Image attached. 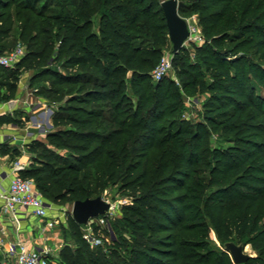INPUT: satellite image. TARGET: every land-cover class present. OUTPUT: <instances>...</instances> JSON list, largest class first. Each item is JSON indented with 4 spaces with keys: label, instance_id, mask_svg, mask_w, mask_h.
<instances>
[{
    "label": "trees",
    "instance_id": "trees-1",
    "mask_svg": "<svg viewBox=\"0 0 264 264\" xmlns=\"http://www.w3.org/2000/svg\"><path fill=\"white\" fill-rule=\"evenodd\" d=\"M42 1L0 0V41L14 29L13 6L18 7L17 14H21L19 7L26 6L43 16L37 8ZM163 1L63 0V8L73 12L58 19L63 35L56 33L54 40L60 42L59 53L68 54L64 67H79L81 71L60 75L42 69L30 85L52 76L60 85H79L77 94L54 114L53 125L61 129L51 137L60 146L66 145L67 138L74 139L72 147L80 155L76 163L28 169L22 176L34 179L35 183L46 176L56 187L61 186L53 196L54 202L68 197L75 202L101 196L93 184H87L90 175L83 173L103 162L106 183H120V190L133 199L134 204L124 208V217L118 223L111 220L116 238L107 256L102 255L104 239L97 249H91L82 232L85 227L70 215L68 224L77 248L63 247L59 256L63 264H235L226 247L216 250L209 233H200L207 225L226 245H252L257 256L244 264H264V141L249 143L248 147L240 145L242 136L254 125L251 122L264 119V108L258 105L251 93L250 77L243 72L250 62H234L235 76L225 61L213 63L217 68L213 75L215 83H222L209 87L214 93L212 105L206 106L205 118L209 126L217 129L221 124L217 117L225 116V132L232 134L238 145L212 149L205 123L178 121L180 95L172 85L165 87L161 82L155 86L153 103L152 87L148 84L150 73L158 61L159 48L166 47L169 41ZM185 8L184 3L180 11ZM247 28L246 36L264 37V31ZM31 30V21H27L21 37L24 41L30 39V53L43 67L56 47L49 39L41 43L38 37L29 38ZM140 35L150 40L154 50L136 43ZM244 42L240 43L241 48L246 46ZM214 44L223 45L219 40ZM241 62L248 66L244 68L239 65ZM191 68L194 73L196 68ZM3 69L6 68L0 71ZM90 69L96 76H87ZM251 72L253 79L264 86V76ZM86 84L93 87L86 91ZM129 89L138 97L136 109L129 107ZM10 91L8 100L15 96L17 87ZM91 102L107 104L108 111L87 108ZM244 109H249V113ZM202 169L208 170L209 177H199ZM93 173L92 182L98 183V170ZM36 186L44 198L51 192L39 183ZM122 229L129 232L131 242L123 238ZM98 232L96 227L95 234ZM160 234L167 235L156 236Z\"/></svg>",
    "mask_w": 264,
    "mask_h": 264
},
{
    "label": "rangeland",
    "instance_id": "rangeland-1",
    "mask_svg": "<svg viewBox=\"0 0 264 264\" xmlns=\"http://www.w3.org/2000/svg\"><path fill=\"white\" fill-rule=\"evenodd\" d=\"M21 1L25 0H17V3ZM179 1L186 4V8L180 11V14L188 21L192 35L185 43L184 49L178 54L173 53L170 37L167 46L163 49L159 48L161 52L158 61L150 73L148 81V84L152 87L150 93L151 95L154 94V88L159 84L163 83L165 87H168L169 84L172 85L180 95L177 113L179 116L178 121H184L191 125L205 123L210 130V146L212 149L235 147L238 145L237 140L233 138L232 134L225 132L227 127H224L227 121L224 120L225 116L220 115L217 117V120L221 123L217 129L209 126L210 124L205 118L207 112L206 106L210 107V105H212L211 95L214 93L209 90V87L212 85H221L222 83H215L213 75L217 68L214 67L216 64L213 63H216L215 61H225L231 68V74L235 76L236 66L234 62L241 59L249 61L248 67L245 66L243 62L239 65L243 64L244 68L247 67L243 69V72L250 77L249 83H252L251 93L257 100L258 105L264 108V86L253 79V73L251 72H259L264 76V43L260 42L264 37L257 36L255 38V35H245L247 27H249L247 28L248 30L250 29L249 31H252L254 28H257L258 31H264V0H232L227 3H222V0ZM37 8L43 11V16H39L37 13L33 12L32 9L26 8V6L19 7L21 14H17L18 7H12L15 26L10 36L0 41V48L13 49L21 44L26 47V52L20 66L6 68L0 71V101L7 102L11 97L10 90H12V88L17 87L18 89L22 82H24L23 85L25 86L29 85V83L34 81V75L42 71V69H49L60 75H67L68 73L73 74L79 70L81 71L79 67L72 70H68L64 67L65 58L68 54H60L58 51L60 42L54 40L56 33L60 36L63 35L62 30L59 29L58 19L66 18V14L73 12V10L63 8V0H43L38 4ZM215 20L217 21L215 22ZM27 21H31L32 27V30L28 34L29 38L38 37L41 43L44 39H49L56 47V49L46 57L47 60L44 61L43 67L37 64L38 61L34 55L30 53L28 48L30 39L24 41L21 37ZM37 27H39L40 30L37 31ZM215 40H219L223 45L221 47L215 46ZM243 41H245L244 43L246 46L241 48L239 45ZM41 43L40 50L42 51L43 45H41ZM136 43H140L145 49L154 50L150 40L144 35L138 36ZM212 56L217 57L213 58ZM163 58L170 59L172 61V66L168 75L160 80H156L154 78V72ZM32 63L34 64L32 65ZM191 67L196 68L194 73L191 72ZM86 72L89 77L96 76L95 71L92 69ZM131 75L132 72L130 71L128 76L131 77ZM33 87H35L37 94L43 97L45 105L48 106L45 108V113L49 121L45 123L42 128H38L34 126V124V127L32 126L33 121L28 114H26V120L21 119L25 116L23 113H20V115L14 118H5L4 121L8 120L17 123L22 128L21 130L27 131L29 129L34 131L37 136L22 139L21 144H10L7 148H4L3 152L9 156L8 160L13 167L15 164L21 162L25 166V170L35 168L43 169L46 166L58 168L68 165L69 163H76V159H78L80 155L78 150L72 147L76 141L67 138L64 142L62 139L61 143L64 142L66 145L60 146L58 144L59 142L52 138L51 135L61 129L53 125L54 114L61 106L67 105L68 100L77 94L79 85H60L55 81L54 76H52L40 79ZM92 87V84H86L85 89L89 91ZM127 95L131 100L129 107L136 109L138 97L130 89L127 91ZM152 99L154 103L156 96L152 95ZM73 105L77 104L74 103ZM86 107L89 109H102L104 112L108 111L107 104L105 105L103 103L94 104L91 102ZM244 111L245 113H249V109H244ZM253 123L254 125L251 130L242 136L243 144L240 145L248 147L250 145L249 143L264 141V119L259 118L251 122V124ZM29 126L32 128H29ZM228 129H231V127H228ZM96 169L98 170V176H100L98 183L92 182L95 181L93 172L97 171ZM105 172L106 167L102 162L97 166L88 167L83 174L86 173L90 175L91 181L88 180L87 184H93L96 193L112 203L114 206V213L110 217L112 221L118 223V220L124 217V208L131 207L134 202L126 191L120 190V183H106ZM198 175L199 177L206 175V177H209L208 170L206 171L205 169H202V171L200 170ZM36 183L50 188L51 192L45 195V201L51 204L55 209L65 212L66 224L62 226L61 230L63 245H71L77 248V243L73 239L68 224V217L72 213L74 202H72L69 197L65 200L54 202L53 196L60 192L58 188L61 186L58 185L56 187L54 182H51L46 176H41L39 182ZM82 232L84 235L87 233L85 228L82 229ZM120 232L124 239L131 242L129 232L127 233L125 229H122ZM200 233H209L210 243L216 250L225 249V242L218 238L212 226L207 225L204 230H200ZM163 235L167 234L156 236L161 237ZM96 236L104 239L102 255H110L111 251L109 248L112 246V240L116 237L114 236L112 239L109 234L101 231L98 232ZM241 245L246 247V253L253 257L257 256L251 244L241 243ZM63 247L59 248L60 250L57 252L53 251V255L51 256L52 264H63L59 257ZM90 247L91 249H97L98 246H92L90 244Z\"/></svg>",
    "mask_w": 264,
    "mask_h": 264
},
{
    "label": "crops",
    "instance_id": "crops-1",
    "mask_svg": "<svg viewBox=\"0 0 264 264\" xmlns=\"http://www.w3.org/2000/svg\"><path fill=\"white\" fill-rule=\"evenodd\" d=\"M23 83L12 99L7 102L0 101V263L4 261L7 244L11 241L19 240L35 249H50L52 252H57L64 246L61 238L62 226L66 224L64 211L53 207L50 216L60 217V223L53 229H46L44 220L30 211L9 215L1 210L5 203L3 194L8 191L14 177L13 165L8 160L9 156L3 152L4 148L10 144H21L22 139L37 136L34 131L29 129L23 131L19 124L4 119L14 118L23 113L25 116L21 119L26 120L28 114L33 121L32 126L34 124L38 128H42L49 121L45 113L48 106L45 105L43 97L37 94L35 87L30 83L26 86ZM11 101L16 102L15 107L10 106Z\"/></svg>",
    "mask_w": 264,
    "mask_h": 264
},
{
    "label": "built area",
    "instance_id": "built-area-1",
    "mask_svg": "<svg viewBox=\"0 0 264 264\" xmlns=\"http://www.w3.org/2000/svg\"><path fill=\"white\" fill-rule=\"evenodd\" d=\"M25 52L26 47L21 44L11 51H2L0 49V68L16 67L24 58ZM171 66L172 61L163 58L154 72V78L160 80L168 75ZM24 170L25 166L23 163L19 162L14 165V177L8 191L3 194L5 203L1 210L3 213L9 215H17L20 212L30 211L36 217L44 220L46 229H53L60 223V217L50 216L53 206L45 201L34 179L22 176ZM113 213L114 206L112 205L108 214L90 220L89 225L85 227L87 233L84 237L92 246L103 244V239L97 237L95 234L96 227H99L101 232H109L112 239L115 236L110 217ZM52 255L53 252L50 249L38 250L19 240L11 241L7 244L6 256L2 264H52Z\"/></svg>",
    "mask_w": 264,
    "mask_h": 264
},
{
    "label": "water",
    "instance_id": "water-1",
    "mask_svg": "<svg viewBox=\"0 0 264 264\" xmlns=\"http://www.w3.org/2000/svg\"><path fill=\"white\" fill-rule=\"evenodd\" d=\"M161 6L167 21L173 53H178L185 47V43L191 36L188 21L180 15V9L184 6V3L179 0H165L161 3ZM10 106L15 107L16 102L11 101ZM111 208L112 203L104 199L103 196H98L75 201L71 215L78 225L86 227L89 225L90 220L108 214ZM226 248L235 264H244L253 257L246 253V247L233 242L228 243Z\"/></svg>",
    "mask_w": 264,
    "mask_h": 264
}]
</instances>
